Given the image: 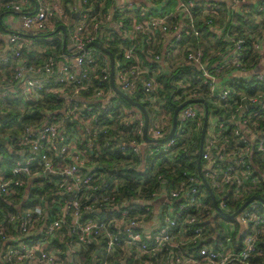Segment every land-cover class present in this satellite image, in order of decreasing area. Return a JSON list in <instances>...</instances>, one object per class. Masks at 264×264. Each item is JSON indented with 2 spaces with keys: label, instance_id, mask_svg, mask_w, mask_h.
<instances>
[{
  "label": "built area",
  "instance_id": "1",
  "mask_svg": "<svg viewBox=\"0 0 264 264\" xmlns=\"http://www.w3.org/2000/svg\"><path fill=\"white\" fill-rule=\"evenodd\" d=\"M204 1L176 0L157 15L146 13L151 4L137 7L128 26L121 14L113 18V8L95 11L86 0L69 26L56 1L34 0L33 10L20 16L24 32L47 31L57 19L66 28L65 34L56 29V37L69 40L67 52H79L49 53L31 66L19 59L0 86L2 99L33 100L48 92L63 101L60 110H44L17 135H0V264H264V203L253 197L232 214L249 196L264 199V0ZM4 2L16 10L23 0ZM197 20L214 35L206 55L191 40L199 34ZM111 21L126 39L113 58V82L130 97L140 93L149 137L167 133L171 114L158 96L159 68L145 65L137 36L155 63H170L181 52L180 64L196 65L195 78L174 81L170 100L206 102L199 161L215 204L196 171L172 184L156 174L160 181L149 196L129 204L115 192L120 180L106 177L92 160L113 145L131 163L144 151L152 158L169 154L188 135V122L199 133L204 112L201 102H186L176 111L172 135L152 144L141 138L137 107L120 105L113 115L119 100L109 83L108 56L91 44L83 49L90 41L111 40L105 27ZM163 33L171 40L159 53ZM8 42L0 62L19 57L25 35L10 33ZM200 84L207 85L209 102ZM129 122L134 126L127 132Z\"/></svg>",
  "mask_w": 264,
  "mask_h": 264
},
{
  "label": "trees",
  "instance_id": "2",
  "mask_svg": "<svg viewBox=\"0 0 264 264\" xmlns=\"http://www.w3.org/2000/svg\"><path fill=\"white\" fill-rule=\"evenodd\" d=\"M67 0H61V3L65 4ZM115 0H86V5H89L95 11H105L110 5L114 10L113 18L115 19L119 14L123 16V22L125 26H128L131 19V14L126 10L119 9V6L114 3ZM72 4V0H68ZM2 8H9L5 6V2L0 3ZM69 4V5H70ZM62 6V5H61ZM63 5V11L66 15V20L68 23L66 26L71 25V22L76 18H72V12L67 10L68 8ZM65 7V8H64ZM149 11V10H148ZM147 11V13H148ZM139 10L133 9V13H138ZM132 13V14H133ZM199 20L196 24L199 26ZM52 27L45 31H25L23 34L25 36H31L34 34L32 39L39 42H44L45 46L43 49L37 51L30 48V45H23L20 48V55L16 59H10L7 62H0V86L4 84L7 78H9L13 73V68L18 64L19 59H23L26 66H31L36 63H40L47 54L54 53L60 54L62 51L60 49V40L56 37L57 30H54L56 25L59 23L57 19L52 20ZM105 27L108 31L111 29L110 33L113 38L105 43L111 53L113 58H119L121 55V49L118 47L126 43V39L122 37L120 29L115 30L112 24L106 23ZM109 28V29H108ZM60 30V29H59ZM32 32V33H31ZM34 32V33H33ZM195 46H200L202 48L203 55H206L209 48L213 45L214 35L209 27L205 24L199 26V34L197 38L191 39ZM137 47V44H136ZM155 63L149 61V64ZM151 68V66H150ZM198 73L196 65H184L179 64L177 67L173 68L168 72L163 71L158 72L156 75V80L160 84L158 88V96H164L163 107L172 114L174 102L170 100L171 92L176 86L174 81L176 79H182L184 75L189 74L190 77ZM178 74V76L176 75ZM195 78V77H194ZM193 79L192 81H194ZM184 80H182L183 82ZM103 86H107L106 81L102 83ZM237 85H242V79L237 80ZM199 88L203 91V97L209 102V96L207 93V85L200 84ZM82 94H86L83 93ZM134 96V95H133ZM119 102L112 105L113 115L122 106H127L130 103L119 96L116 97ZM134 99L141 101L140 93L134 96ZM142 103V102H140ZM144 108L146 105L142 103ZM63 107V101L60 98L54 97L51 93L42 92L33 100H22L20 97H9L0 98V135L10 134L17 135L22 126L26 123H37L39 119L44 116L46 109H61ZM147 108H145L146 110ZM148 111V109L146 110ZM107 121V120H104ZM118 120H115L117 122ZM108 122V121H107ZM109 123V122H108ZM66 124L69 125L68 119ZM134 126V122H129L125 127V131L129 132L131 127ZM189 130L188 137L180 139L176 144L171 146V153L158 152L153 158L144 151L141 159L136 161L127 160L128 155H124L123 151L120 150L116 145L115 147L106 148L103 147L101 152L98 153L92 160L101 168L106 177L113 178L117 177L120 181L115 190L119 198H126L129 200V204L135 205L136 198H147L152 189L159 184L160 178L158 179L155 175L159 174L161 178L166 180V183L172 184L176 180L180 179L185 171L194 172L196 170V149L198 145V131L192 128L190 122L187 123ZM142 138V137H141ZM143 140V139H142ZM147 144H152V141H145ZM184 144L187 145L186 149L183 150ZM1 145V144H0ZM129 148H126L128 150ZM193 153V154H191ZM151 158V159H150ZM127 160V163H125ZM141 163V166L138 164ZM128 164V165H127ZM172 182V183H171ZM5 207V203L0 199V219L2 217V208Z\"/></svg>",
  "mask_w": 264,
  "mask_h": 264
},
{
  "label": "crops",
  "instance_id": "3",
  "mask_svg": "<svg viewBox=\"0 0 264 264\" xmlns=\"http://www.w3.org/2000/svg\"><path fill=\"white\" fill-rule=\"evenodd\" d=\"M5 1V0H1ZM49 3L50 1H56L62 5H66L65 7L68 8L67 10H70L72 13L74 11H77L81 6L80 0H72V4L66 1L65 4L61 3V0H47ZM176 0H153L152 2H148L147 0H115L114 3L119 6V9L126 10L128 13H133L132 9H135L137 7L144 8L146 5L151 4L153 5V8H149L146 13L149 15H157L159 13H162L164 11H167L171 8H173L174 3ZM206 1V0H205ZM204 1V2H205ZM70 4V5H69ZM0 6H2L0 4ZM19 9H9V8H2L0 7V55H4L8 49H9V42H8V35L13 32L23 33V27L21 26L20 16L24 13L30 12L34 8V0H23L21 4H19ZM61 6V7H62ZM64 7V8H65ZM109 7L112 8V5ZM77 17V15H76ZM110 24H112V28L118 31V28L114 25V23L111 21ZM66 28V27H65ZM109 29V28H108ZM111 31V29H109ZM32 33V32H31ZM34 33V32H33ZM32 34L30 37L25 36V44L30 45L29 47L32 49H35L37 51L41 50L43 46H45L44 42H39L37 40H33ZM170 36L163 33L159 34L157 36V51L159 53H162L164 47L166 44L170 43ZM34 41H36V44H34ZM65 44L67 45V48L70 45L69 40L65 39ZM11 45V44H10ZM137 48L141 50L143 60L145 62V65L148 67L159 68V73L163 71V73L168 72L172 70L173 68L177 67L182 62V58L179 55L181 52H178L170 61V63L166 62L163 58H160L158 62L149 64V61H151L149 56V49L147 48V45L145 43L144 37L142 35L137 36Z\"/></svg>",
  "mask_w": 264,
  "mask_h": 264
},
{
  "label": "water",
  "instance_id": "4",
  "mask_svg": "<svg viewBox=\"0 0 264 264\" xmlns=\"http://www.w3.org/2000/svg\"><path fill=\"white\" fill-rule=\"evenodd\" d=\"M71 15H72V18H75L76 15H77V11H74ZM58 28L61 30V32L63 34H65V25L63 23L59 22L56 25L54 30H56ZM64 42H65V40H63L61 42V50H62V52H65L66 54H76V53L79 52V50H77L75 52H72V53L67 52L68 49H72V46H69L68 48L65 49L64 48ZM90 44L98 47V49L100 51L106 53L107 56H108V62H109V77L108 78H109V83L111 85V88H112L113 92L115 94H118L119 96L123 97L131 105H133L134 107H137L140 110V112L142 114V117H143V123H142V128H141V137H142V139L144 141L163 142V141L167 140L172 135V133L174 131L175 119H176V111L178 110V108L180 106H182L183 104H185L186 102H196V101H198V102L202 103L204 112H203V119H202L201 127H200L199 134H198V145H197V153H196V170H197L198 175L201 177V180H202V183H203L205 189L207 190L208 194L213 199V194H212L209 186L207 185L204 177L201 174L200 161H199L200 150H201V146H202V139H203V134H204V130H205V124H206V115H207V107H206L205 100L203 98H187V99H184V100L180 101L179 103L175 104L173 106V110H172V114H171L170 127H169L167 133L164 136H162V137L151 138V137H149L147 135L148 115H147V112H146L144 106L139 101L134 99V97H130L129 95L124 93L122 90H120L118 87H116V85L113 82V54L111 53V51L107 47H105L101 43V41H98V40H94V41H90V42L86 43L84 45L83 49L86 46L90 45ZM137 94L138 93L135 92L134 96H136ZM3 143H4V140L0 138V144H3ZM253 197L261 200L264 203V199H262L260 196H257V195L249 196L240 204V206L237 208V210L234 211L232 214L236 213L246 202H248ZM213 203L215 204L214 199H213ZM224 214L227 215V216L231 215V214L225 213V212H224Z\"/></svg>",
  "mask_w": 264,
  "mask_h": 264
},
{
  "label": "rangeland",
  "instance_id": "5",
  "mask_svg": "<svg viewBox=\"0 0 264 264\" xmlns=\"http://www.w3.org/2000/svg\"><path fill=\"white\" fill-rule=\"evenodd\" d=\"M36 44V41H34V44L33 45H35Z\"/></svg>",
  "mask_w": 264,
  "mask_h": 264
}]
</instances>
